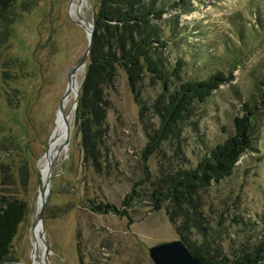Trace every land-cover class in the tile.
Instances as JSON below:
<instances>
[{
    "label": "rangeland",
    "instance_id": "rangeland-1",
    "mask_svg": "<svg viewBox=\"0 0 264 264\" xmlns=\"http://www.w3.org/2000/svg\"><path fill=\"white\" fill-rule=\"evenodd\" d=\"M78 1L73 0L75 19ZM176 1L159 2L168 11L163 19L178 15V27L183 29L181 38L170 40L165 24L170 44L163 58L170 69L177 59L186 62L179 79L166 71L170 93L181 82L227 73L230 59L236 56L240 63L233 80L206 103L194 105L171 141L149 159L150 182L137 188L140 198L127 210L128 218L96 215L88 206L102 202L122 208L134 183L143 178L141 152L158 128L154 104L163 86L144 82L139 93L147 111H142L121 73L111 92L114 109L107 116V164L100 173L84 164L75 98H71L64 110L65 115L71 111L69 146L60 147L53 159L43 213L50 250L47 264H153L148 248L180 239L166 212L171 206L165 203L160 211L154 210L153 188L164 176L195 168L211 149L232 136L234 118L254 94L255 79L264 72V0H186L183 7L193 10L186 14L169 9ZM99 2L83 0L79 14L92 23ZM69 3L16 0L9 13L13 19L9 37L0 45V195L28 204L4 264H34L32 225L42 180L39 169L56 127L68 72L88 43L85 30L68 15ZM85 73L86 67L76 75L79 89ZM261 108L253 150L241 157L230 178L202 194L197 218L201 228L187 231L211 257L233 258L252 250L264 237V105Z\"/></svg>",
    "mask_w": 264,
    "mask_h": 264
},
{
    "label": "trees",
    "instance_id": "trees-1",
    "mask_svg": "<svg viewBox=\"0 0 264 264\" xmlns=\"http://www.w3.org/2000/svg\"><path fill=\"white\" fill-rule=\"evenodd\" d=\"M16 0H0V45L9 37L12 18L10 9ZM160 0H100L94 14L93 42L90 48L86 73L80 85L75 110V123L81 136L80 149L85 165L100 173L108 156V112L114 109L111 92L115 91L121 73L126 76L128 86L135 95L142 111H147L140 98L139 89L144 82L161 83L163 94L154 104L159 116V125L149 136L141 152L143 178L134 183L131 194L122 201V208L113 204L90 203L88 209L96 215H115L128 218L127 210L140 198L137 188L150 182L147 163L162 151L178 132L182 121L196 104H204L221 86L233 80L240 58L229 61L227 73L216 72L205 80H187L179 83L170 93L166 71L171 77L180 78L186 62L177 59L172 69L163 57L171 37L181 38L182 27H178V15L163 19L168 12ZM186 0H178L170 6L171 11L191 13L192 8L183 7ZM192 5H189L191 7ZM172 21V25L169 21ZM165 24L169 26V37L165 35ZM165 92L167 94H165ZM264 72L255 79L254 94L241 105V113L233 120V134L210 150L195 168L179 170L164 176L162 183L153 188L150 199L155 211L165 203L171 207L167 215L170 222L192 256L200 264H264V237L250 251L241 252L233 258L209 256L204 247H197L187 232L199 231L197 218L201 217L202 194L230 178L238 161L253 150V135L261 120V105H264ZM28 213V204L12 196L0 195V264H4L11 253L12 244L20 224ZM180 222L181 225H177ZM200 233L203 234L202 230Z\"/></svg>",
    "mask_w": 264,
    "mask_h": 264
},
{
    "label": "water",
    "instance_id": "water-1",
    "mask_svg": "<svg viewBox=\"0 0 264 264\" xmlns=\"http://www.w3.org/2000/svg\"><path fill=\"white\" fill-rule=\"evenodd\" d=\"M72 1L73 0H70V3H69L68 15L74 24L80 26L81 28L85 30L88 43H87V47L83 55L74 63V65L71 67V69L68 72V83H67L65 92L61 98V102H60L57 115L64 114L63 102L67 99V97H69V95L74 89L76 90L75 97H74L75 98L74 104L75 106L77 104L78 95H79V85H78V88H76L75 77L81 69L86 67L87 60H88L89 53H90V48L93 42V32H94L93 22L92 23L87 22L84 19V17H82L79 14V8L81 7L83 0H79L77 3L78 8H77L76 19L71 17L70 15V7L72 5ZM70 112L71 111H69L68 114H70ZM69 141H70L69 124H66V135H65L64 142L61 146V150L69 146ZM51 177H52L51 172L50 170H48L45 180L44 181L41 180L40 182L39 194H38V211H37L34 224L39 223V222L42 223L43 221V213L47 205V196L49 194ZM34 224L32 225V227L34 226ZM42 231L43 233L45 232V228L43 224H42ZM42 239H43V247H44L43 260H44V264H47V258L50 253V250L43 236H42ZM148 256L153 264H200L199 261L192 256L191 251H189V249L185 246V244L183 243L181 239L160 243V244H157L155 246L148 248Z\"/></svg>",
    "mask_w": 264,
    "mask_h": 264
},
{
    "label": "bare ground",
    "instance_id": "bare-ground-1",
    "mask_svg": "<svg viewBox=\"0 0 264 264\" xmlns=\"http://www.w3.org/2000/svg\"><path fill=\"white\" fill-rule=\"evenodd\" d=\"M73 4V1H72ZM75 8H74V4L71 5L70 7V15L72 17L75 16ZM76 80V88H78V80H77V76L75 77ZM75 93L76 90L74 89L71 94L69 95V97H67V99L63 102V109L65 110L66 107H68L71 98L75 97ZM57 123H56V127L54 128L51 138L49 139V150L47 149L46 152V160L45 162L43 161L39 172H40V176L42 178V180H45L47 171L50 170L51 171V165L53 162V159L56 157L57 152L59 151L60 147L62 146L64 139H65V135H66V124H69L71 121V112L70 114L65 115V113L62 114H58L57 115ZM69 128H70V124H69ZM42 223H35L34 226L32 227V232H33V236L35 238L34 240V248H33V253H32V258H33V262L34 264H44V260H43V251H44V247H43V239L42 236L44 238V233L42 231ZM40 255V256H39Z\"/></svg>",
    "mask_w": 264,
    "mask_h": 264
}]
</instances>
